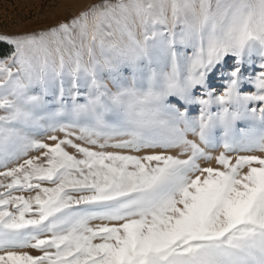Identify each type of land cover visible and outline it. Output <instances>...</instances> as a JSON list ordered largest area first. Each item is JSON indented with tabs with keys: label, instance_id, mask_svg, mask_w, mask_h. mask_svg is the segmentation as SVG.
<instances>
[{
	"label": "snow or ice",
	"instance_id": "snow-or-ice-1",
	"mask_svg": "<svg viewBox=\"0 0 264 264\" xmlns=\"http://www.w3.org/2000/svg\"><path fill=\"white\" fill-rule=\"evenodd\" d=\"M0 264H264V0L0 32Z\"/></svg>",
	"mask_w": 264,
	"mask_h": 264
},
{
	"label": "rangeland",
	"instance_id": "rangeland-1",
	"mask_svg": "<svg viewBox=\"0 0 264 264\" xmlns=\"http://www.w3.org/2000/svg\"><path fill=\"white\" fill-rule=\"evenodd\" d=\"M93 2L96 0H0V32L32 30Z\"/></svg>",
	"mask_w": 264,
	"mask_h": 264
}]
</instances>
